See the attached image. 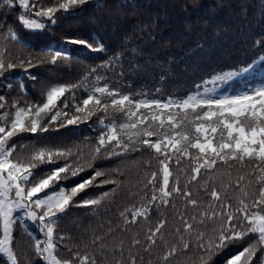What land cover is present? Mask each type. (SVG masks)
I'll return each instance as SVG.
<instances>
[{"label":"snow or ice","instance_id":"obj_1","mask_svg":"<svg viewBox=\"0 0 264 264\" xmlns=\"http://www.w3.org/2000/svg\"><path fill=\"white\" fill-rule=\"evenodd\" d=\"M89 6L105 5L0 0V77L74 59L65 48L34 55L10 15L34 34ZM65 43L106 58L75 81L41 82L29 73L39 85L31 98L23 82L15 96L11 84L0 94V264H22L18 232L30 250L25 264H175L193 248L196 257L184 264H215L216 256L224 264H264V34L248 60L210 69L183 94L124 90L126 44L107 53L96 37ZM10 48L29 55L12 57ZM156 67L167 82L170 66ZM81 126L97 134L65 136ZM113 159H131L135 178L128 165L105 167ZM118 190L130 197L120 224L84 228L68 247L61 221L73 208L114 203Z\"/></svg>","mask_w":264,"mask_h":264},{"label":"trees","instance_id":"obj_2","mask_svg":"<svg viewBox=\"0 0 264 264\" xmlns=\"http://www.w3.org/2000/svg\"><path fill=\"white\" fill-rule=\"evenodd\" d=\"M103 4L102 8L89 6L74 16L61 17L56 26L34 34L25 33L16 23L18 13L10 15L9 23L26 36L34 55L46 47L65 48L73 53L74 59L55 66L38 64L27 70H10L0 77V94H4L7 85L11 84V95L15 96L19 83L23 82L31 98L37 94L39 85L29 79V73L36 75L41 82L75 81L90 67L99 64L101 57L106 58V53L97 54L82 46L66 44L65 40L70 36L96 37L105 44L107 53L121 51V45L126 44L125 76L121 80L127 85L124 90L151 91L162 87L166 93L183 94L192 87L193 80L210 69L248 60L256 51L253 42L264 34V0H103ZM143 25L150 27L143 28ZM9 54L27 57L29 50L10 48ZM162 63H167L172 70L167 82L159 79L156 66ZM81 128V132L65 133V136L80 141L97 134L94 128ZM143 158L146 157L135 156L136 161ZM124 165L131 168L129 174L134 179L137 169L131 159H113L105 167L120 166L124 170ZM129 203L127 192L118 190L114 203L90 210L73 208L61 221L63 234L71 237L68 247L76 246L84 228L100 232V225H104L103 231H107L111 221L115 229L120 224L119 211ZM17 235L16 251L25 264L24 258L30 254L28 241L23 233ZM121 235L127 239L126 234L119 232L117 239ZM59 253L68 256L64 248L59 249ZM196 255L197 250L193 248L186 255H179L175 264H184L189 257L195 258ZM212 259L215 264H224L220 256Z\"/></svg>","mask_w":264,"mask_h":264}]
</instances>
